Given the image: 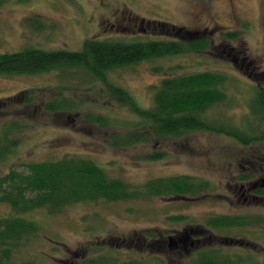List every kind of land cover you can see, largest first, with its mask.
I'll return each mask as SVG.
<instances>
[{
	"label": "rangeland",
	"instance_id": "374dc122",
	"mask_svg": "<svg viewBox=\"0 0 264 264\" xmlns=\"http://www.w3.org/2000/svg\"><path fill=\"white\" fill-rule=\"evenodd\" d=\"M262 15L263 0H5L0 4V53L24 47L79 50L87 38L145 41L159 33H150L147 21L166 23L165 29L171 30L166 36L203 38L209 41L207 49L141 61L118 68L109 77L148 107L154 87L166 76L203 70L223 73L227 100L207 108L203 116L249 132L254 123L249 118L250 100L255 88L264 90ZM140 25L148 33L139 31ZM175 28L180 29L177 34ZM184 30L194 34L185 37ZM60 72L0 74V132L6 123L24 122L15 137L17 149L0 160V177L11 167L20 170L28 162L74 155L93 160L107 176L132 187L179 175L208 185L194 196L146 193L129 200L72 203L54 214L30 211L24 215L40 231L17 251L18 264H124L130 259L143 264H204L185 250L169 247L168 240L182 228H201L209 218L223 215L245 218L248 224L220 226L223 232L208 230L205 244H196L195 250L218 246L228 264H264V198L239 189L262 177L264 121L257 128L259 139L250 145L223 133L198 130L179 138L113 146L109 136L130 130L126 124L135 116L101 97L96 90L100 83L94 84L82 70L72 69L67 76ZM58 84L72 88L82 84L83 90L76 93ZM25 89L35 91L34 100L25 101L19 94ZM60 93L75 103L80 99L81 106L63 113L47 111L44 104ZM87 111L101 112L116 122L99 127L84 118ZM155 150L167 155L156 161L143 157ZM12 214L0 203V215Z\"/></svg>",
	"mask_w": 264,
	"mask_h": 264
},
{
	"label": "trees",
	"instance_id": "16d2710c",
	"mask_svg": "<svg viewBox=\"0 0 264 264\" xmlns=\"http://www.w3.org/2000/svg\"><path fill=\"white\" fill-rule=\"evenodd\" d=\"M4 1L0 0V4ZM37 23L38 29H43V24ZM149 24L152 25L150 33L159 32L155 39L126 41L87 38L79 50L24 47L17 51L0 53V74L58 70L61 71L60 76H67L72 69L82 70L94 84L100 83L96 90L101 97L135 116L131 123L126 124L130 130L109 136V142L113 146L128 147L148 143L151 139L179 138L198 130L223 133L244 145H250L253 140L259 139L260 134L257 131L264 121V90L255 88V95L250 100L249 118L254 123L250 124L251 127L248 126L249 132L238 130L227 121L217 123L203 116L207 108L227 100L224 87L226 76L223 73L203 70L166 76L154 87L152 104L148 107L141 106L127 89L109 77L118 68L141 61L205 50L209 45V41L203 38L181 39L166 36L168 32L171 33L169 28L165 29L169 27L166 23L147 21V25ZM262 26L264 28V0ZM175 30L176 34L180 31L178 28ZM139 31L148 33V28L140 25ZM192 34L193 31L184 30L181 35L187 37ZM80 85L73 88L62 84L56 86L61 89L71 88L77 93L83 90ZM19 94L24 95V100L28 102L36 97L33 89L21 90ZM80 106V99L75 103L70 96L62 93L53 95L44 104L47 111L62 113ZM84 118L102 128L111 127L116 122L101 112L87 111ZM23 125L24 122L13 121L1 128L0 160L17 149L19 138L15 137L22 131ZM166 155L167 152L163 150H155L143 157L156 161L162 160ZM23 165L20 170L11 167L8 173L0 177V203L6 204L13 213L9 216L0 215V264H18V257L15 256L17 251L39 233L36 222L30 216L24 215L30 211L45 209L47 213L54 214L72 203L129 200L146 193L154 196H194L208 185L206 181H198L189 175H179L150 179L141 186L132 187L120 179L107 176L93 160L74 155ZM245 177L246 175L242 176L243 179ZM244 219L239 216H213L205 224L212 227L247 225L248 221ZM214 256V252L203 255L201 261L204 264H228L226 259H216ZM124 264L143 263L130 259Z\"/></svg>",
	"mask_w": 264,
	"mask_h": 264
},
{
	"label": "flooded vegetation",
	"instance_id": "af4514ba",
	"mask_svg": "<svg viewBox=\"0 0 264 264\" xmlns=\"http://www.w3.org/2000/svg\"><path fill=\"white\" fill-rule=\"evenodd\" d=\"M261 172H263L262 177L260 178V180L258 181H254V182H250L249 186L247 188H243V186H240V190H243V192L245 193H250V191H252L250 194H252L253 192L255 193L254 196H259L260 198H264V170H262ZM260 191V193H259ZM258 193V194H257ZM189 228V227H188ZM188 228H182L179 231H176V234L172 237L169 238L168 240V245L169 247H174L177 249H180V252H182V250H185L186 254L191 257V259H199L201 260V257L203 255H210L211 252H214L216 254V256H214L216 259H225L223 252L219 253L220 248L217 247H212V246H202V249L198 248L197 250L195 246L196 244H205V240L207 239V237L204 236V234L206 232H209L208 230H212V231H222L219 230V227H212L209 225H203L201 228L199 227H190ZM184 229V230H183ZM184 237L181 238V236ZM166 242L164 241V239L162 240V244H165ZM126 245V244H125ZM200 249V250H199ZM185 259V257L183 258V260ZM188 262V261H187ZM177 264H181L182 261H178L176 262ZM189 263V262H188ZM186 264V262L184 263Z\"/></svg>",
	"mask_w": 264,
	"mask_h": 264
}]
</instances>
